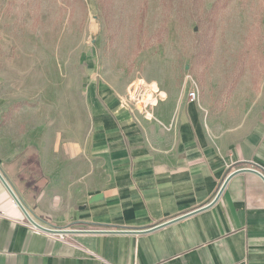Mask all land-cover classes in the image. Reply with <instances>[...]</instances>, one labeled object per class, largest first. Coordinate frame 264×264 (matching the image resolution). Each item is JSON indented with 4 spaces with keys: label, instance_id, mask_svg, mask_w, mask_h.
Returning a JSON list of instances; mask_svg holds the SVG:
<instances>
[{
    "label": "crops",
    "instance_id": "obj_1",
    "mask_svg": "<svg viewBox=\"0 0 264 264\" xmlns=\"http://www.w3.org/2000/svg\"><path fill=\"white\" fill-rule=\"evenodd\" d=\"M13 87L0 166L42 225L74 233L25 224L0 178V264H264V75L166 92L153 118L115 83L64 106Z\"/></svg>",
    "mask_w": 264,
    "mask_h": 264
},
{
    "label": "rangeland",
    "instance_id": "obj_2",
    "mask_svg": "<svg viewBox=\"0 0 264 264\" xmlns=\"http://www.w3.org/2000/svg\"><path fill=\"white\" fill-rule=\"evenodd\" d=\"M263 75L264 0H0V84L15 94L64 106L89 81L155 84L156 103Z\"/></svg>",
    "mask_w": 264,
    "mask_h": 264
},
{
    "label": "water",
    "instance_id": "obj_3",
    "mask_svg": "<svg viewBox=\"0 0 264 264\" xmlns=\"http://www.w3.org/2000/svg\"><path fill=\"white\" fill-rule=\"evenodd\" d=\"M247 170H242L239 172H244ZM263 179H264V174L262 173H258ZM0 178L2 180V182L5 184V186L7 187V189L9 190V192L11 193V195L14 198V201L17 203V205L19 206V208L21 209V211L23 212V214L25 215L26 219L37 229L46 232V233H51V234H56V235H69L72 234L74 232H72L71 230H59V229H51L48 227H45L44 225H42L39 220L35 217V215L33 214L32 210L30 209V207L25 203V201L23 200V198L19 195L18 191L16 190L15 186L13 185V183L11 182V180L6 177V175L4 174V171L2 170L1 166H0ZM230 178H228L225 182V184L222 186L219 194L217 195V199H219L221 193L223 192L227 182L229 181ZM215 200V201H216Z\"/></svg>",
    "mask_w": 264,
    "mask_h": 264
},
{
    "label": "built area",
    "instance_id": "obj_4",
    "mask_svg": "<svg viewBox=\"0 0 264 264\" xmlns=\"http://www.w3.org/2000/svg\"><path fill=\"white\" fill-rule=\"evenodd\" d=\"M139 87L140 88H138L137 86V88H134L131 92L129 90L127 94V99L130 102H132V104L137 109V111H139L142 115L146 116L147 118H153L152 116L153 109L158 105L159 101L161 100H158L156 103H153L148 97L145 96L146 94L145 88L142 87L141 85H139ZM134 92H135V95H133ZM188 97L191 102L199 101L198 89L196 88L195 90H191L188 94ZM24 223L27 224L28 226H31L37 229L26 219V217H25ZM52 235L56 236V238L61 240L62 242H67L66 237H65L67 235H56V234H52Z\"/></svg>",
    "mask_w": 264,
    "mask_h": 264
},
{
    "label": "bare ground",
    "instance_id": "obj_5",
    "mask_svg": "<svg viewBox=\"0 0 264 264\" xmlns=\"http://www.w3.org/2000/svg\"><path fill=\"white\" fill-rule=\"evenodd\" d=\"M150 88L151 89L149 91L147 88H145V91H146L145 96L148 97L151 101H153L154 96L157 95V92L159 91V88L155 84H152Z\"/></svg>",
    "mask_w": 264,
    "mask_h": 264
},
{
    "label": "trees",
    "instance_id": "obj_6",
    "mask_svg": "<svg viewBox=\"0 0 264 264\" xmlns=\"http://www.w3.org/2000/svg\"><path fill=\"white\" fill-rule=\"evenodd\" d=\"M37 168L38 169H36L37 170V179H40V177H41V171H40V169H39V166H37ZM39 175V176H38ZM44 178V177H43ZM19 193V192H18ZM19 195L21 196V194L19 193ZM22 197V196H21ZM26 203V202H25Z\"/></svg>",
    "mask_w": 264,
    "mask_h": 264
}]
</instances>
